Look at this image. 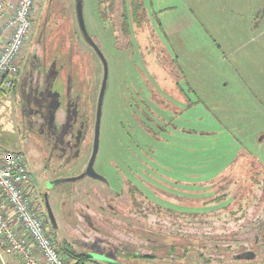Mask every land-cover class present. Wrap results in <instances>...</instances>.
Segmentation results:
<instances>
[{
    "label": "rangeland",
    "instance_id": "374dc122",
    "mask_svg": "<svg viewBox=\"0 0 264 264\" xmlns=\"http://www.w3.org/2000/svg\"><path fill=\"white\" fill-rule=\"evenodd\" d=\"M144 1L143 19L151 26L137 28L129 24L124 36L122 0H82L83 19L88 35V40H85L77 24L75 0H37L32 32L36 33L41 25L49 22L51 33L47 38L50 41L48 47H54L57 42L61 56H66L70 46L74 45L72 51L78 54L73 61L79 64L78 71L89 84L85 91L92 103L96 100L95 93L99 91L103 80L102 62L92 43L106 61L107 79L101 107L99 146L93 163L94 171L101 179L113 182V175L124 176V161L126 178L130 181L136 176L140 165L159 163L163 176L162 195H166L165 191L173 195L166 196L164 201L161 197L155 202L176 212L179 215L177 218L186 214H218L224 210L220 207L226 208L228 215L231 212L240 214L239 206L247 203L240 197L245 198L258 179L264 180V0ZM98 3L102 6L98 7ZM109 4H112V8ZM151 30L157 36H163V43L168 45L171 55L176 56L179 65L185 68V71L173 75L171 67H165L162 75L159 72V83L164 85V90L170 89L169 94L176 95L174 82L177 79L191 99L188 111L182 113V108L178 106V116L174 114L175 102L171 103L172 99L165 95L164 104L156 103L159 107L162 106V110L154 104L148 105L153 113L165 116V123L161 124L156 135L159 143L151 140L136 123L144 120L142 112L146 108L144 102L147 103L148 99L143 97V102L137 98L135 89L141 82L155 83L152 77L148 78V74L151 76L153 71L151 66L155 64L148 65V62H153L158 48L151 54L143 52L140 55L133 43L135 37L144 41ZM154 39V35H151L150 46H155ZM130 42L131 46L128 48ZM20 67L23 71L22 65ZM3 92L0 94V142L2 148L17 151L24 156L32 176L33 189L35 183L42 184L43 176H40L42 172L39 173L34 153L30 149L31 137L27 135L21 122L18 93H15V86ZM151 99L149 100L153 102ZM182 127L184 132L179 131ZM35 144L34 142V146ZM89 146L80 159L65 169L55 171L47 164L45 176L73 178L87 163ZM130 169H134V172L130 173ZM145 171L141 172L143 175L140 178L146 187V183H150V171ZM94 181L85 176L76 182L55 186L51 198L60 226L57 239L50 236L60 252L61 243H65L76 253H96L121 262L116 243L88 235L82 237L79 234L85 235L86 229L75 226L78 222L73 213L76 206L88 204L95 209L97 195L106 193V189ZM138 189L141 190L139 187ZM127 190L128 187L126 192ZM63 192L69 194V202L67 201L68 205L60 206V201L64 198H61ZM127 197L126 193L125 205L121 204L118 208L124 216H109V224L119 234L124 233L118 235L124 242L126 240L132 243L131 252L139 253L137 242H146L151 248L157 249L152 250L151 254L165 257L168 250L163 249L161 243L168 244L172 240L165 238L162 242H154L159 239L160 228L150 230L130 216L133 205L137 204L134 202L137 197ZM234 199L236 202L233 205ZM68 212L72 213L69 217ZM163 213L162 216L166 217L165 212ZM254 214L253 211L249 216L250 220ZM62 216H65V222L72 225V230L69 225L63 227ZM231 216L223 215L218 228L233 231L231 228L235 224L227 225L232 220ZM112 217L115 225L112 224ZM198 223L195 221V226ZM259 225H264V214L259 219ZM149 230L155 233L149 234ZM162 233L167 234L168 230H162ZM240 237H243L247 246L253 243V237L245 235H213L207 242L203 240L205 238L190 235L180 239L181 241L177 240V243L173 241L181 246L174 251L173 256L178 259V264H264L258 259H231L232 253L242 251L243 245L230 246L231 243H238ZM148 238L154 243H149ZM216 239L222 241L218 242L219 246L216 245ZM182 243L188 246L186 250H182ZM63 256L67 264L74 263V260L69 262L67 255ZM175 257L173 260H176ZM130 263L152 264V261L133 258ZM0 264L21 262L4 255Z\"/></svg>",
    "mask_w": 264,
    "mask_h": 264
},
{
    "label": "flooded vegetation",
    "instance_id": "af4514ba",
    "mask_svg": "<svg viewBox=\"0 0 264 264\" xmlns=\"http://www.w3.org/2000/svg\"><path fill=\"white\" fill-rule=\"evenodd\" d=\"M144 3L145 1L142 0L143 8ZM96 5H98V7L100 5L102 6V4L99 3ZM111 5L112 4H109V7H111ZM129 5V0H126L127 9L129 8ZM149 22L150 20L148 19V23ZM127 23L128 25H131L130 20H128ZM146 23L147 22L145 20L144 26H151V24ZM50 33L49 22L41 25L36 33L33 34V32L31 31L29 39L26 43L27 45L23 50L24 52L21 58L23 61L22 67L23 69H25V76H23L22 78V86L20 87L19 83L15 87V89L18 93V99L20 101L21 122L27 130V135L31 137L30 142L32 143V147L30 149L34 153L33 157L36 159L35 162L39 167V173L42 172L43 174H40L41 177L43 176L41 181L42 184L40 185L35 183V185H33V189H31L34 205L40 213L45 230H47V232L56 240L58 237L57 230L60 224L57 219L53 199L51 198L56 185L50 188L48 186H51L52 182L56 180H62L63 178H60L59 176L48 178L47 176H45L44 169L47 164L49 166H52V169L55 171L71 166L73 163H75V161L80 159V157L90 145V155L87 163L84 165V167L77 171L76 175H74L73 178H77L85 172L93 150L96 125V110L101 85L99 87V91L95 93L96 100L94 103H92L89 100L88 93H86L85 91L89 84L86 78L83 79L81 73L78 71L80 67L79 64L73 61V58L76 56V54H78L77 52L72 51L74 45L72 44V46H70L67 53H65L66 56H61V52H59L57 48V42L54 47H48V43L50 41H48L47 38ZM151 35H154L155 37V46H150L151 41L149 39ZM124 36H126V34H124ZM133 45H135L136 50L140 55L141 53L143 54V52L151 54L152 52H155V48H158L156 57L153 58V62H148V65L155 64L154 66H151V69L153 70H151V76L150 74H148V78L152 77L154 79H152V81L155 83H152L151 81L150 83L141 82L139 84V87L136 88L135 91L137 98H140L142 101L143 97L148 99L147 103L143 101L146 107L142 112L144 120H140V122L136 123L139 125L140 129H142L143 132H145V134H147L148 137L151 138V140L159 143L156 135L159 128H161V124L163 122L165 123V116H163L162 113L160 115H157V113H153L149 109V104L158 106L156 104L157 102L164 104L163 95H165L167 98L170 97L172 99L171 103L175 102L174 105H176L175 108L173 107L175 111L174 114L175 116H178V106L182 108V113L184 111H188L191 107V99L189 98L187 90H184L183 87L180 86V82L177 81V79L174 82L177 91L176 95L169 94L170 92H168V90L170 91V89L164 90V85L159 83L161 82L159 72L162 75V71L165 67H171V74L173 75H175L176 72L178 74L180 73V71L182 72L179 63L177 62L176 56L171 55V50L168 48V45L166 46L163 43V36H157L155 32L151 30L144 41H140L137 37H135ZM130 46L131 42L128 45V48H130ZM43 66H45V68L47 69L45 75H43L41 71ZM20 70L21 67L19 64L18 74H20ZM180 75L179 79L182 80L183 76L181 75V78ZM165 86L169 87L170 85L165 84ZM21 91L23 92V96L26 95L25 102L29 103V109L22 110V106L25 105V102L23 103L21 100ZM151 98H154V100H152ZM149 99H151L153 102H151ZM92 106H94V108ZM159 108L161 110L163 109L162 106H160ZM179 131L184 132V128H179ZM34 142L36 143L35 146ZM122 164L125 166L124 176H121L120 174L113 175V182H106L104 179H101V177L97 179L85 175L99 183L103 189H106V193H99L97 195L98 202L94 209L96 213L93 214L94 220L96 219V221L93 223V225H101L104 223V220L102 218V215L104 213L108 214V216L116 217L120 214L124 216V214L119 211L118 208L121 204L125 205L126 193L128 195L127 198L137 197L135 198L134 202L139 206L136 207L135 205H133L136 210L129 212V215L132 217L141 216L143 210H160L162 206L160 202H155L156 199L160 200L162 197L164 201V198L166 196L169 197L170 195H173V193L167 191H165L166 195H164V197L162 195V191L164 192L161 184L163 176L161 174V167L159 163H145L140 165L137 168L138 172L136 173V176L131 181L129 178H126V162L124 161V163ZM145 170L150 171V179L148 180L150 183H146V187L145 185H143V179L140 178L143 175L141 174V172H146ZM132 171L134 172V169H130V173H132ZM258 175H260V173ZM76 181L77 180H75L74 182ZM256 182L255 184L257 186L264 184V180L258 179ZM137 186L141 188V190H139ZM127 187L128 190L126 192ZM144 188L145 190H148L145 191L143 190ZM71 192L72 190H70L69 193ZM68 195L69 194H67L66 192H63L61 198H64L60 201V206L69 202L67 198ZM144 204L148 205L144 206ZM87 207V204H85L84 206L78 205L75 209L76 211L73 212L75 213L74 217L78 219V222L75 224V226L79 225L80 228H84L86 229V231L88 229L85 227V224L83 223V220L80 216L83 215L84 217H86V214L83 213V208ZM170 211L176 214V212H173V210L170 209ZM50 214L54 222H52V220L50 219ZM71 214V212H68V217L71 216ZM62 219L63 227L65 228L67 225H69V228L72 230V225L68 222H65V216H62ZM112 224H114L113 217ZM77 229H79L78 226ZM100 230L103 231L105 229L102 227V229ZM256 241H258V238H256Z\"/></svg>",
    "mask_w": 264,
    "mask_h": 264
},
{
    "label": "built area",
    "instance_id": "2783aa9c",
    "mask_svg": "<svg viewBox=\"0 0 264 264\" xmlns=\"http://www.w3.org/2000/svg\"><path fill=\"white\" fill-rule=\"evenodd\" d=\"M36 2L0 0V89L11 88L18 74ZM31 189L24 156L0 147V260L5 255L21 264H67L43 226Z\"/></svg>",
    "mask_w": 264,
    "mask_h": 264
},
{
    "label": "trees",
    "instance_id": "16d2710c",
    "mask_svg": "<svg viewBox=\"0 0 264 264\" xmlns=\"http://www.w3.org/2000/svg\"><path fill=\"white\" fill-rule=\"evenodd\" d=\"M122 3H123L122 6L124 10L123 18H122L124 24L122 28H123L124 34H126V32L128 31L129 26H127L128 25L127 21L129 17H130L129 20L131 21L132 26L137 27V28L145 27L144 26L145 20L143 19L145 9L142 7L143 5L142 0H129L130 5L128 9L126 8V0H122ZM14 86H15V81L12 84V88H14ZM253 185H254L253 189H251L250 193L245 198L240 197L241 200L248 203V204L246 203L244 205L239 206L240 214H234L233 212L229 214L230 216L231 215L233 216H231L232 220H230L227 223V225L235 224V225H232L234 228H231L233 230L231 232L227 231V228L225 229L224 227L218 228V225L220 224L223 218V215L229 216L225 212V210L227 209L224 207L222 208L220 207V209H224V210H221L224 213L219 210L220 212L218 214L209 213V215L208 214H202V215L186 214V216L184 217L180 216L179 218H177V216L179 215L172 213L170 209L161 207V209L157 211L148 210V209L143 210V213L141 214V216H134V218L139 220V223L146 225L147 228L150 230L154 227L160 228L159 231L161 232L158 233L159 239L154 240V242L159 241V240L162 242L163 239L165 238H170V240H172V242L168 244L166 242L161 243L163 246V249L168 250L167 255L165 257L156 256L154 254H151L152 250H157V249L151 248V246H149V244L146 242L144 244H141V242H137L136 247L139 253L131 252L130 249H131L132 243H128L126 242V240L124 242L120 237H118V235L120 234L123 235L124 233L119 234L117 230H113V227L109 224L111 220L108 214L104 213L102 215V218L104 220L103 221L104 223L101 224L102 226L95 225V224H94L95 226L93 225V223L96 221V219L94 220L93 214L96 213V211L94 210V208H91L88 204H87L88 205L87 208H83L84 210L83 213L86 214V217H84L83 215L80 217L83 220L85 227L89 231L87 230L86 231L87 233L85 235H82V234H79V235L82 237L88 235L91 238L99 237L98 239L106 240L107 242L116 243L119 246L118 247L119 251H117V254L119 255V258L122 259V261L120 262L122 264H131L130 260L133 258L150 259L152 261V264H155V263L178 264L177 263L179 262L177 261L178 259L173 255H174V251L177 248H180L181 246L179 245L177 246V244H174L173 241H176L177 243V240H180L182 238L183 239L187 238L190 235H193V236L197 235V237L199 238L201 237L205 238L203 239L205 240V242H207L209 238L213 235H216V236L222 235V234L245 235V236L253 237V243H251L249 246L245 245L246 242H244V239H242L243 237L242 238L240 237V240H238V243L237 242H235L234 244L231 243L230 246L237 244L236 246L240 247L241 245H243V248H241L242 251H240L239 253H232L231 259L232 260H246V261H255L256 259H258L261 262H264V225L262 226L259 225V219L264 214V200H262V195H264V184L257 186L254 183ZM235 202L236 200L234 199L233 205ZM134 205L136 207L139 206L137 204H134ZM147 205L148 204H144V206H147ZM246 207H248V210H246ZM134 210H136V208H133V211ZM253 211L255 212V214L252 216L253 218L250 220L249 216L253 214ZM163 212H165L166 217L162 216L164 214ZM195 221L199 222L197 224L198 226H195L196 225ZM246 221H249V222H246ZM102 227L105 230L101 231L100 229H102ZM150 230L148 232L149 234L155 233ZM162 230L164 231L168 230V233L163 234ZM256 238H258V241H256ZM147 241H149V243H154L149 238ZM215 242H216V245L219 246L218 242L220 243L222 241H219V240L217 241L216 239ZM61 244H62L61 253L63 255H67L70 260H75L74 264H83L85 262H94L95 264H101L99 262H96L88 258L87 254H84V253L80 254V253H76L72 251L67 246V244L65 243H61ZM181 245L183 246L182 250H186V248H188L186 244L182 243ZM256 249L259 250L260 252L257 253ZM174 257L176 260H173Z\"/></svg>",
    "mask_w": 264,
    "mask_h": 264
},
{
    "label": "water",
    "instance_id": "95a60500",
    "mask_svg": "<svg viewBox=\"0 0 264 264\" xmlns=\"http://www.w3.org/2000/svg\"><path fill=\"white\" fill-rule=\"evenodd\" d=\"M75 10H76V20H77L79 30H80L82 36L84 37V39L88 40V35H87V31H86L84 19H83L82 0H75ZM92 46H93L94 50L96 51L97 55L99 56V58L102 62V65H103V80L101 83V88H100L99 97H98V104H97V110H96V125H95L94 144H93V150L91 153V157H90V160L88 162V165L86 167L85 172L81 176H79L77 178H68V179L56 180V181L52 182L51 186H48L49 188L53 187L54 185H57L59 183H62V182H70V181L78 180V179L84 177L85 175L92 177V178H97V179L100 178V176H98V174H96L93 170V163H94L97 151H98L99 123H100V117H101L102 101H103L104 92H105V88H106L107 64H106V61H105L103 55L101 54L100 50L93 43H92ZM50 219L52 220V222H54L53 218L51 217V214H50ZM87 256L91 260H94V261L99 262L101 264H121L120 262L115 261L113 259H110V258L106 257L105 255H101V254L89 253V254H87ZM155 264H163V263H155Z\"/></svg>",
    "mask_w": 264,
    "mask_h": 264
},
{
    "label": "crops",
    "instance_id": "0c3cea01",
    "mask_svg": "<svg viewBox=\"0 0 264 264\" xmlns=\"http://www.w3.org/2000/svg\"><path fill=\"white\" fill-rule=\"evenodd\" d=\"M256 48H257V50H260V48L258 49V47L256 46ZM186 53H188V51H187V49H186ZM22 63H23V61H22V59H21V61H20V65H22ZM25 63V62H24ZM180 66V69L182 70V72L183 71H185V68L182 66V65H179ZM24 70L25 69H23V71L22 70H20V74H21V72H22V74H21V77L19 78V76H20V74H17V76H16V78H15V87L20 83V87L22 86V83H23V76H25V72H24ZM42 74L43 75H45L46 74V71H47V69L45 68V66H43L42 67ZM19 79V80H18ZM57 86H58V84H57ZM6 89V88H5ZM4 88H1L0 89V94L1 93H4L3 91L5 90ZM56 89V88H55ZM57 90V89H56ZM13 91V90H12ZM14 92V91H13ZM22 92V91H21ZM15 93L17 94V91H16V89H15ZM15 94V95H16ZM21 95V100H22V102L24 103L25 102V100H26V95H24L23 96V92H22V94H20ZM17 100H18V98H17ZM26 105V106H25ZM25 107L24 106H22V110H24V109H29L30 108V106H29V103H26L25 102ZM0 147H2V145H1V142H0ZM6 150H10V149H6ZM10 151H13V150H10ZM17 152V151H16Z\"/></svg>",
    "mask_w": 264,
    "mask_h": 264
}]
</instances>
